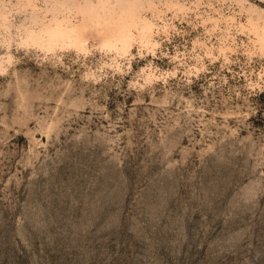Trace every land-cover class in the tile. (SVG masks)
<instances>
[{"label": "rangeland", "instance_id": "374dc122", "mask_svg": "<svg viewBox=\"0 0 264 264\" xmlns=\"http://www.w3.org/2000/svg\"><path fill=\"white\" fill-rule=\"evenodd\" d=\"M0 264H264V0H0Z\"/></svg>", "mask_w": 264, "mask_h": 264}]
</instances>
